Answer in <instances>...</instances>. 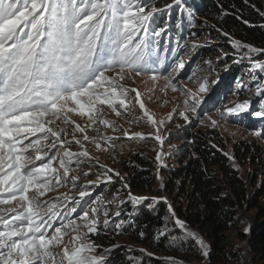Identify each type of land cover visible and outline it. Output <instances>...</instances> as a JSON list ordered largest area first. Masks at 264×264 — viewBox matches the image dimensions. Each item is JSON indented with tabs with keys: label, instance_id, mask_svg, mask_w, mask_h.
<instances>
[{
	"label": "snow or ice",
	"instance_id": "6c2138e0",
	"mask_svg": "<svg viewBox=\"0 0 264 264\" xmlns=\"http://www.w3.org/2000/svg\"><path fill=\"white\" fill-rule=\"evenodd\" d=\"M173 3L180 4L181 0ZM165 7L170 9L172 5ZM162 11L154 5L147 7L142 0H0V192L10 193L0 203L22 202L21 210L11 221L0 218L4 226L0 230V264H106L104 254L97 255L98 246L89 239V234L98 232L99 209L85 212L79 217L80 222L68 220L53 232L46 231L51 220L59 215L55 203L40 199L54 187L46 179L47 174L55 173V184H62L69 177L73 157L79 162L80 157L89 155L86 150L73 153L65 147L68 143L62 139L65 129L54 130L50 125L61 119L64 123H74L68 114L78 113L91 124L100 123L115 130L114 122L100 118L99 106L106 104L117 116L121 115L116 105L125 107L122 97L129 89L120 82L152 70L156 61L149 60L153 45L149 37L160 38L166 28L157 30L150 25L157 23L156 14ZM232 43L236 48H246L248 54L261 51L238 40ZM196 47L193 43L192 48ZM178 67L184 68L182 59ZM252 67L264 69V64L253 62ZM151 79L155 81L158 77L152 75ZM165 79L177 91L172 78ZM197 83L198 93L208 91L206 80L198 79ZM131 91L136 92L139 102L140 93L136 89ZM198 93L185 91L192 101L185 100V111L181 113L186 121L189 117L185 113H195L201 103ZM256 95L264 97V89L258 87ZM140 107L143 109L144 104L140 103ZM144 114L154 125L157 123L147 109ZM225 114L264 118V108L256 110L245 100L226 107L220 115ZM211 123L215 126L217 121ZM74 131L86 130L76 124ZM38 133L41 135L37 136ZM155 138L163 143L158 130ZM83 139L95 143L94 137L84 135ZM75 143L81 144L80 140ZM95 146L101 148L99 143ZM58 148L64 149L62 155ZM160 159L158 154L157 160ZM34 161H40L39 165ZM54 161H58V168L53 167ZM111 171L106 169L103 173L108 181L112 179ZM71 179L75 184L78 177ZM30 189H34L31 196ZM85 195L87 192H80L81 197ZM129 197L133 203L143 199L130 192ZM160 199L167 202L164 197ZM168 212L176 225L185 228L170 204ZM103 215L108 216L106 208ZM103 223L106 226L107 219ZM186 234L208 256L204 240L194 232L186 230ZM66 236L70 237L67 241Z\"/></svg>",
	"mask_w": 264,
	"mask_h": 264
},
{
	"label": "rangeland",
	"instance_id": "374dc122",
	"mask_svg": "<svg viewBox=\"0 0 264 264\" xmlns=\"http://www.w3.org/2000/svg\"><path fill=\"white\" fill-rule=\"evenodd\" d=\"M144 4L148 5L147 0ZM261 13L264 12L257 11V14L264 19ZM168 21L157 20V23L150 27L167 30ZM210 23L205 18H199L197 25L193 27L195 32L187 38L176 40L174 36L165 37L163 35L165 33L161 34V37L163 35L165 39V46L167 47L171 41L174 43L171 49L178 52L180 48L181 55L175 58L171 70L152 67L151 71L139 77L133 75L120 82L129 89L126 96L122 97L126 102L125 107L116 105L121 115L117 116L106 104L99 106L100 118L114 122L115 130L113 127L100 123L91 124L86 116L81 117L78 113L68 114L69 120L74 123H64L61 119L55 120L50 125L54 130L65 129V133H62V139L68 142L65 147L73 153L86 150L89 155L80 157L79 162L77 157H73L69 177L62 184H55V173L47 174L46 179L51 181L54 187L48 189L40 199L55 203L56 210L59 212V215L51 220V227L46 229L47 232H53L55 228L67 223L68 220L80 222L79 217L85 212L91 213L93 208H97L100 210L98 232L89 234V239L98 246L96 254H104L106 264H121L123 261L127 264H211L210 245L181 219L185 225L183 229L177 225V229L171 230L164 225L160 230L150 229L148 234L141 231L136 237H133L132 233H127L124 229L126 223L122 221L126 214L130 211L133 214L138 212L142 205L148 209L158 206L159 203L165 204L167 208L169 204L171 205L164 174H172L178 170L175 155L185 151L188 146L184 140L179 139L182 133L190 130L201 136L212 137L215 134L220 136L225 145L223 152L229 160L228 165L235 170L246 192L243 207L237 209L234 222L224 233L226 241L223 247L226 255L220 257L214 264H264V259H255L249 251L251 230L258 217V209L253 207L252 199L255 198L264 209V118L247 114H241L239 117L220 115L226 107H233L245 100L250 101V106H254L256 110L264 108V97L256 95L258 87L264 89V69L252 67L253 62L264 64V47L247 44L261 50L258 53L248 54L246 48L233 46L232 42L237 39L229 34L220 32L218 37L208 35V29L212 27ZM161 37L157 39L160 41ZM193 43L198 47L192 48ZM204 49H208V52L203 55ZM180 59L184 62L183 69L178 67ZM152 75H156L158 79L153 81ZM165 77L172 78L177 91L172 90ZM261 77L263 79H260ZM198 79L207 81V92L198 93ZM131 89H136L140 93L139 102L136 100V92ZM189 89L198 93L197 99L201 100V103L195 113L191 111L185 113L189 117L186 121L181 113L185 111V100L192 102L191 97L185 95V91ZM140 103L144 104L143 109ZM145 109L157 122L155 125L145 116ZM170 114L171 119H169ZM255 119L256 122L263 124L259 125L255 124V121L254 123L250 121ZM211 120H216L217 124L213 126ZM160 121H163V124H160ZM76 124L85 128L86 131L83 133L74 131ZM157 130L163 139L162 144L155 138ZM125 132L128 135H125ZM257 132L261 135H256ZM135 133H141L142 136H135ZM39 135L41 134L38 133L37 136ZM84 135L94 137L95 143H99L101 148H96L91 139L84 140ZM106 137L108 139H105ZM75 140H80L81 144H76ZM24 143L28 141L25 140ZM58 150L62 155L64 149L58 148ZM237 150L240 156L235 155ZM158 154L166 155L163 161L157 160ZM133 155L144 159L146 169H151L150 172L155 181L154 190H157L156 195L137 194L132 192L129 186L124 187L125 184L128 185V179L121 171V165L124 161L132 160ZM53 167L58 168V161L53 162ZM106 169L112 170L109 172L111 181L103 176ZM208 170L211 174L224 178L218 167H211ZM117 173H119L118 176ZM72 176L78 177L75 184L72 182ZM90 181L95 183H89ZM181 181L182 179H177L176 186ZM224 184H227V180ZM176 186H174L175 191ZM226 189L231 195L229 185ZM81 191L87 192V195L81 197ZM129 192L132 196L143 199L133 203ZM33 193L34 189H30L29 195ZM9 196L10 193L0 192V201L8 199ZM161 197L166 198L167 202L160 199ZM21 204L19 200L7 205L0 203V218L11 221L12 216L21 210ZM105 208L108 211L107 217L103 215ZM105 219L108 221L106 226L103 223ZM172 220L175 223V219L172 218ZM15 223L18 224L19 221ZM117 225L120 227L118 228ZM0 230H4L2 223H0ZM186 230L196 233L204 240L208 245V256L203 255V250L197 241L188 236ZM149 237L150 242L157 243L165 240L164 245L159 247L160 252L148 245ZM134 238L142 242L146 241L147 244L137 242ZM64 239L67 241L70 237L66 236ZM117 245L118 247H114ZM142 249L144 251H141Z\"/></svg>",
	"mask_w": 264,
	"mask_h": 264
},
{
	"label": "trees",
	"instance_id": "16d2710c",
	"mask_svg": "<svg viewBox=\"0 0 264 264\" xmlns=\"http://www.w3.org/2000/svg\"><path fill=\"white\" fill-rule=\"evenodd\" d=\"M144 2L145 0H142V3ZM147 2V7L154 5L164 9L156 16L162 22L169 20L168 29L163 34L165 37L174 36L176 40L187 38L195 32L193 27L197 25L199 18H205L211 22L212 27L208 29V35L211 37H218L219 33L223 32L246 44L264 47V19L257 14V11L264 12V0H181L180 4H174L173 0H147ZM166 5H172V7L167 10ZM190 12L191 15H189ZM163 35L158 44L155 43L156 37H149L153 41L149 53L152 59L167 66L174 64L175 58L181 55V49L174 52L171 49L174 43L171 41L166 47ZM207 52L208 49H204L203 55ZM250 121L256 122V119ZM179 140H184L188 146L185 151L175 155L178 170L172 174H164L167 182L166 189L177 218L186 222L210 245V263L214 264L220 257L226 255L223 247L226 241L224 233L234 222L237 209L243 207L246 192L235 170L228 165L229 160L223 152L225 145L219 135L206 137L189 130L182 133ZM235 155L240 156L238 150ZM143 160L133 155L132 160L123 162L121 171L128 179V186L132 192L156 195L157 190H154L155 181L150 172L151 169H146L147 165ZM211 167H218L225 179L217 174H211L208 170ZM179 178L182 181L176 186V180ZM225 180L227 184H224ZM228 185L231 195L226 189ZM251 203L253 207H257L258 217L251 230L249 251L255 259H264V209L255 198ZM165 220L167 222H164ZM122 221L126 223L124 229L127 233L134 234L133 237L141 231L148 234L150 229L160 230L164 225L171 230L177 229L168 208L163 203L149 209L142 205L138 212L133 214L130 211L126 214ZM134 240L147 244L146 241L142 242L138 238ZM147 241L150 243L148 245L157 252H160L159 247L165 243V240L157 243L150 242V237ZM228 254L230 255V252ZM121 264L127 263L123 261Z\"/></svg>",
	"mask_w": 264,
	"mask_h": 264
},
{
	"label": "bare ground",
	"instance_id": "6f19581e",
	"mask_svg": "<svg viewBox=\"0 0 264 264\" xmlns=\"http://www.w3.org/2000/svg\"><path fill=\"white\" fill-rule=\"evenodd\" d=\"M160 156H161V159H160V162H161V161H163V159L165 158L166 155L165 154H160Z\"/></svg>",
	"mask_w": 264,
	"mask_h": 264
}]
</instances>
